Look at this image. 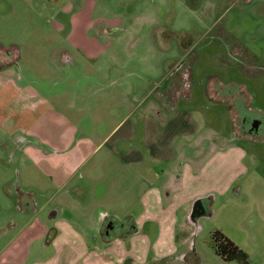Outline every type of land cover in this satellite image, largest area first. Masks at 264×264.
<instances>
[{
    "label": "rangeland",
    "instance_id": "obj_1",
    "mask_svg": "<svg viewBox=\"0 0 264 264\" xmlns=\"http://www.w3.org/2000/svg\"><path fill=\"white\" fill-rule=\"evenodd\" d=\"M54 1L0 0V47L16 45L22 54L18 66L0 64V226L14 218H20L21 224L31 221L34 226L45 220L44 212L33 221L35 206H26L28 213L19 216L16 207L25 199L22 194L34 191L44 205L57 189L56 183L67 177L63 163L71 162L77 147L88 140L94 145L97 139L103 140L114 119L119 121L125 115L128 107L121 95L125 93V99L133 91L138 103L150 89L160 87L150 100L157 101L167 79L179 73L177 62L183 58L187 64L194 59V52L198 53L194 97L192 102L182 101L181 108L188 104L224 109L214 108L216 102L205 99V81L219 80L227 86L225 93L236 86L242 92L246 127L264 120V75L248 78L239 66L226 62L236 61L227 54L228 47L243 45L264 67V0ZM83 9L84 23H64ZM83 24L90 34L102 35L97 37L101 45L95 43L101 53L95 58L71 48L75 62L66 65L60 54L50 53L52 47L59 43L71 46L74 37L64 32L71 31L73 25L86 29ZM14 51H9L10 57ZM113 65L115 69H111ZM125 74L128 78L118 81ZM113 81L118 83L114 86ZM215 119L212 126L223 128V115ZM225 126L229 132L231 127ZM90 129L96 130L94 138ZM236 142L254 154L258 171L264 175V128ZM204 202L199 213L194 210L190 215L186 234L196 260L174 264H236L216 255L212 247L215 231L245 250L252 264H264V212L258 202L244 204L227 197ZM100 208L102 205L91 209L97 213ZM112 214L121 219L126 216ZM15 233L6 234L0 246ZM27 233L7 252L6 259L14 255L12 264H33L35 255L43 254V247L26 245ZM55 253L53 248L48 255ZM135 264L144 263L135 260Z\"/></svg>",
    "mask_w": 264,
    "mask_h": 264
},
{
    "label": "crops",
    "instance_id": "obj_2",
    "mask_svg": "<svg viewBox=\"0 0 264 264\" xmlns=\"http://www.w3.org/2000/svg\"><path fill=\"white\" fill-rule=\"evenodd\" d=\"M83 12L84 9L64 23H84ZM54 17L59 19L57 14ZM73 27L64 32L74 37L73 44L59 43L50 53L60 54L66 65L75 62L73 49L98 58L101 50L95 43L101 45L97 37L102 35L90 34L88 26ZM182 59L177 62L179 70L184 64ZM194 65L190 91L180 85L184 75L169 78L167 74L169 79L161 94H157V101L150 100L160 87L144 90V99L138 103L134 102L133 91L125 99V93L121 95L128 107L125 115L119 121L114 119L103 140L97 139L95 145L88 140L77 147L71 162L63 163L67 177L56 183L57 189L44 205L38 202L40 197L36 192L22 194L25 199L16 207L19 216L28 213L26 206H35L34 222L44 212L47 216L36 226L31 221L21 224L20 218L0 226V240L16 232L0 246V264L15 263L14 255L6 259L7 252L28 231L26 245L43 247V254L35 255L33 264H135V260L144 264H174L184 259L194 262L196 255L192 246L188 247L191 239L186 234L195 203L214 197H227L244 204L254 200L264 212V175L258 171L254 154L236 142L248 136L234 131L239 112L229 110L225 102L231 94L229 90L224 92L226 84L217 80L210 84L205 81L204 85L206 102L212 100L216 102L212 104L214 108L224 109L215 110L210 105L180 107L182 101L192 102L194 97ZM111 69H115L114 65ZM125 78L128 74L118 81ZM238 101L245 115L243 95ZM222 115L224 127L215 129L213 120ZM80 122L86 124L85 120ZM225 125L231 127L229 132ZM95 132L90 129L93 138ZM238 187L241 192L237 191ZM99 205L102 208L93 213L91 208ZM114 212L123 213L124 218L132 216L138 231L128 239L108 244L103 241L100 229L107 217L121 219ZM51 232L53 238L48 237ZM53 248L56 253L48 255Z\"/></svg>",
    "mask_w": 264,
    "mask_h": 264
},
{
    "label": "trees",
    "instance_id": "obj_3",
    "mask_svg": "<svg viewBox=\"0 0 264 264\" xmlns=\"http://www.w3.org/2000/svg\"><path fill=\"white\" fill-rule=\"evenodd\" d=\"M12 48L15 50V53L13 57H10L11 54L9 51ZM12 48L0 47V50H3L6 57H8L2 65H8L11 60H19L21 52L20 48L18 46H13ZM4 53H0V57L4 56ZM227 54H229L231 58L236 59V61L233 62L226 60L227 64H235L241 67L248 77L257 78L264 75V67L260 66L258 57L256 55H252L250 53V49L247 46L236 45L231 48L229 47ZM196 57H198V55L196 52H194V59H192V61L188 62L187 64H183L182 68L179 70V73L171 76L174 78L178 76L179 78L180 76L184 75V79H182L183 81L181 80L182 83H180V85H182V87H187L189 91L194 84L192 68L195 64ZM207 83L210 84L211 82L209 83L207 81ZM137 231V223L132 216H127L124 219L107 217L102 223L100 235L103 241L109 244L110 242L117 239H128L132 235L136 234ZM53 237L54 235H52L51 238ZM212 247L216 255L227 263L252 264L250 255L221 231H215L212 234Z\"/></svg>",
    "mask_w": 264,
    "mask_h": 264
},
{
    "label": "flooded vegetation",
    "instance_id": "obj_4",
    "mask_svg": "<svg viewBox=\"0 0 264 264\" xmlns=\"http://www.w3.org/2000/svg\"><path fill=\"white\" fill-rule=\"evenodd\" d=\"M64 1H68V3H76V1L80 2L81 0H64ZM54 2L60 4L61 0H55ZM250 53L252 55H255L251 52V50H250ZM21 56L22 54L20 52L19 60L18 61L11 60V62H9L8 65L18 66V63L21 60ZM7 58L8 57H6L4 53V56L0 57V64H3L7 60ZM229 91L231 92V94H229L228 96L229 99L225 100V102H227L229 110H235L236 112H239V117H238L239 119L236 125H234V131L239 135H247L248 137L255 136L259 132L260 129L264 128V120L263 121H252L251 125L246 127V125L248 124L247 116L243 115V112H242L243 106L241 105V102L238 101V98L242 96V92L239 90V87L238 88L236 87V89H233V90L232 88H230ZM215 100H218V99H216L215 97ZM204 204H205L204 201L202 203L200 202L198 203L196 213H199L203 209Z\"/></svg>",
    "mask_w": 264,
    "mask_h": 264
},
{
    "label": "water",
    "instance_id": "obj_5",
    "mask_svg": "<svg viewBox=\"0 0 264 264\" xmlns=\"http://www.w3.org/2000/svg\"><path fill=\"white\" fill-rule=\"evenodd\" d=\"M256 127H257V125H256ZM203 201H200V203H202ZM195 213H196V209H195Z\"/></svg>",
    "mask_w": 264,
    "mask_h": 264
}]
</instances>
